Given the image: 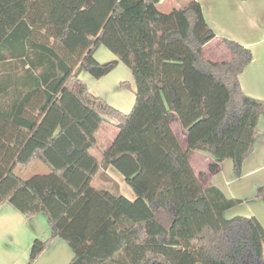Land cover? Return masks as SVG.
I'll return each instance as SVG.
<instances>
[{"label":"trees","instance_id":"1","mask_svg":"<svg viewBox=\"0 0 264 264\" xmlns=\"http://www.w3.org/2000/svg\"><path fill=\"white\" fill-rule=\"evenodd\" d=\"M161 2L0 0V205L43 213L51 229L49 240L32 243L28 264L56 237L74 252L68 264H264L261 221L226 218L244 200L204 188L190 163L199 150L214 158L212 170L231 159L242 175L264 116V99L247 95L239 79L253 52L224 37L232 59L208 60L203 47L216 33L202 4L164 11ZM112 20L114 49L138 80L129 113L79 77L87 70L102 78L114 66L95 57ZM176 114L187 149L171 125ZM105 117L118 133L99 161L90 149ZM35 160L48 172H16ZM111 165L135 199L92 185ZM255 197L264 202V184Z\"/></svg>","mask_w":264,"mask_h":264},{"label":"crops","instance_id":"2","mask_svg":"<svg viewBox=\"0 0 264 264\" xmlns=\"http://www.w3.org/2000/svg\"><path fill=\"white\" fill-rule=\"evenodd\" d=\"M190 1L191 0H162L161 9L164 11H170V9L173 7L183 8ZM197 1L202 4L205 18L210 27L216 33V36L204 45V57L213 62L231 60L232 54L222 42L224 37L236 40L250 48L253 52V60L242 72V74H240V84L243 91L247 95L258 99H264V0ZM100 48L101 46L96 50L95 53V57L98 61L100 60L96 54ZM112 61L114 62L115 81H117L120 86L122 82L128 81L131 84L132 90L134 88L138 89V80L136 78L133 66H127L124 64L125 67L122 65L120 69H117L119 60ZM100 62L104 63L102 61ZM3 67H5V64L3 63V60H0V75L5 73V69H3ZM81 75L82 72L79 75L80 79L86 83L89 90L94 93L91 90L89 83L97 86L99 81H95L90 77H88L87 80H84L81 78ZM135 101L136 98L134 100V97L130 99L129 103L127 101L126 104L123 102V100H115L114 106L125 113H129L132 110ZM177 116L178 115L176 114L173 121L176 120ZM110 119L109 117H105V120L97 133V143L90 149L91 154H93L99 161L102 160L103 151L112 144L115 136L118 133L117 121L113 118ZM173 121L171 123L173 130L182 147L187 149V130L183 126L181 120L180 122L183 128L178 124L177 120L175 123H173ZM258 128L259 132L255 139L254 151L244 161L241 176H235L234 164L231 159H226L222 164L219 165L217 170L212 171L210 167L215 161L214 158L210 154L199 150H193L191 152L190 163L204 188L215 186L219 188L228 198L243 199L244 201L239 205L252 204L243 211L235 210L238 205L228 209L224 214L226 218H232L237 215L248 217L256 216L264 226V202L261 199L255 197L257 187L264 184V175H262L263 181L257 177V174L262 172V169H264V116L260 117ZM103 132L104 134L106 132V134L111 136L110 141L104 145L100 143V137ZM35 161L45 164L41 160ZM35 161H33L31 164H33ZM45 166L47 169L46 172H48V166L46 164ZM115 170L116 169H114V172L118 174L117 176H121L119 175L120 173ZM227 170H233V175L231 174L230 176L228 174L229 177H231L230 179H225ZM225 173L226 175H224ZM99 174L101 178L110 179L113 184L117 185L116 181L114 180L115 177L112 176L114 175L112 171V165L105 170H101L98 175ZM246 177H251V179H244ZM103 187L111 190H116L118 188L111 187L110 185L97 188ZM125 191L126 195H123L127 198L133 200L137 197V195L136 197L133 195L132 191H130L128 187L125 188ZM119 193L122 194L121 192ZM39 227L42 228L43 233H39L37 231L40 230ZM50 235L51 229L48 226L45 214L39 213L36 216L26 217L10 202L0 205V264H28L31 246L34 240L37 238L41 240L45 239L46 237L49 238ZM59 238L60 237L54 238L45 252H49V249L54 251L59 249L57 254L60 253V256H58L57 260L53 259L50 261L49 259L46 260V262L44 261L42 264H68L73 259V250L70 249V246L68 247V245L64 243L63 239ZM43 254L40 255L32 264H39L38 262L40 261V258L43 256Z\"/></svg>","mask_w":264,"mask_h":264},{"label":"rangeland","instance_id":"3","mask_svg":"<svg viewBox=\"0 0 264 264\" xmlns=\"http://www.w3.org/2000/svg\"><path fill=\"white\" fill-rule=\"evenodd\" d=\"M118 39H119L118 29H117L115 21L112 20V22L107 27L106 32H105V34L103 36V39H102L103 40V44L101 45V48L97 52L96 55L99 58V60L104 62V63L112 61V60H119V65L117 66V69H120L122 67V65L125 67V65L130 66V64L128 62H126L127 61L126 58L128 59V56H126V58H125L123 56V52H121V50L117 51V50L114 49V47L118 46ZM114 73L115 72H114V66H113L111 68V70L108 71L104 75V77H102L101 79H97V78H94L87 70H83L81 78H83L84 80H87V78L90 77V78L94 79L95 81H99L97 86L96 85H92V83H89V85L91 87V90L94 93L99 94L102 97H104L113 106H114V101L115 100L116 101L117 100H120V101L123 100V102L125 104H126L127 101L129 103L130 99L132 97H134V100H135L136 92L138 91V89L134 88L132 90L131 88L121 87L120 84L117 81H115ZM179 119H180L179 116H177L176 120H177L178 124L183 128V126H182V124H181ZM110 120H112V119H110ZM175 121H173V123H175ZM110 139H111V136L109 134H106V132H105V134L103 132L101 137H100V143L104 145V144L108 143L110 141ZM96 154H98V153H96ZM38 169H39V171H38ZM114 169H116V168L112 166V171L114 173V175H112V176L115 177L114 180L116 181L117 185L113 184V182L110 179L101 178L100 174L94 179L92 185L94 187H102V186H109V185L111 187H115V188L118 187L117 190L119 192H121L122 194H125V192H126L125 188L128 187L130 189V191H132L133 195L136 197V194H135L134 190L132 189L131 186H129L127 184V182L125 181V179H124L123 175L121 174V172H119V170L116 169L115 171H118V173H120L119 175H121V176H117L118 174H116V172H114ZM210 169L212 170L211 167H210ZM46 170L47 169H46L45 164H42L39 161H35L33 164H30L29 166H26V167H23L21 165H17V167H16V172L18 174H20L21 177H23L24 179L29 178V177L37 174V173H40V172H46ZM262 170H263L262 172L257 174V177L260 178V180H262V177H263L262 175H264V169H262ZM228 174L230 176H231V174L233 175V170H227V175H226V173L224 174V175H226L225 179H230L231 178V177H229ZM235 176H237V175L235 174ZM237 177H239V176H237ZM244 179H251V177H246ZM249 196H251V195H249ZM252 201H254V200H252ZM250 205H252V204H243V205H239L238 204V206H237V208H235V210L243 211L245 208H247ZM47 223H48V226L50 227L48 218H47ZM39 229L40 230H37V231L39 233H43L42 232L43 231L42 228L39 227ZM50 236H49V238L46 237L45 239H42V240H49ZM59 239H61V238H59ZM60 241H62V240H60ZM64 243H66V245H68V243L66 241H64ZM48 247H49V245L46 247V249L40 255H42L48 249ZM68 247H69V245H68ZM58 252H59V249L56 250V251L49 249V252L47 251V252H45L43 254V256H41L40 261L38 263L42 264L44 261L46 262V260H49V259H50V261H52L53 259L57 260L58 256H60V253L57 254ZM32 263H34V262H32Z\"/></svg>","mask_w":264,"mask_h":264}]
</instances>
